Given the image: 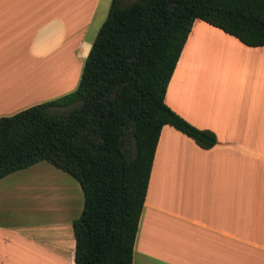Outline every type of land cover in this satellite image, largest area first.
I'll use <instances>...</instances> for the list:
<instances>
[{"label":"crops","instance_id":"1","mask_svg":"<svg viewBox=\"0 0 264 264\" xmlns=\"http://www.w3.org/2000/svg\"><path fill=\"white\" fill-rule=\"evenodd\" d=\"M111 1L0 0V118L76 89ZM164 102L217 143L162 128L132 264H264V47L196 19ZM73 180L47 162L0 180V264H74Z\"/></svg>","mask_w":264,"mask_h":264},{"label":"trees","instance_id":"2","mask_svg":"<svg viewBox=\"0 0 264 264\" xmlns=\"http://www.w3.org/2000/svg\"><path fill=\"white\" fill-rule=\"evenodd\" d=\"M196 19L264 47V0H112L76 89L0 118V180L47 162L79 184L74 264H132L164 126L205 150L217 143L164 102Z\"/></svg>","mask_w":264,"mask_h":264},{"label":"rangeland","instance_id":"3","mask_svg":"<svg viewBox=\"0 0 264 264\" xmlns=\"http://www.w3.org/2000/svg\"><path fill=\"white\" fill-rule=\"evenodd\" d=\"M131 1L133 0H123V4H128L130 3ZM84 66V65H83ZM67 69H68V66L66 64L62 65L58 71H56V83L57 85H61L62 82L64 81V78H66L67 76ZM83 69V67H82ZM58 73V74H57ZM58 81V82H57ZM46 179H50V177H47ZM74 181V180H73Z\"/></svg>","mask_w":264,"mask_h":264}]
</instances>
